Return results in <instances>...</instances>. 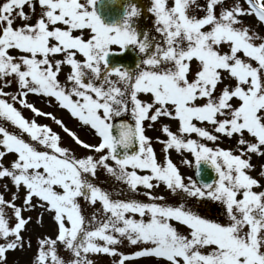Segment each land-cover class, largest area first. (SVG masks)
Listing matches in <instances>:
<instances>
[{
  "label": "snow or ice",
  "instance_id": "1",
  "mask_svg": "<svg viewBox=\"0 0 264 264\" xmlns=\"http://www.w3.org/2000/svg\"><path fill=\"white\" fill-rule=\"evenodd\" d=\"M193 2L174 0L168 6L166 0H153L150 12L154 13L157 31L163 34L156 40L147 30L140 31L136 26L134 17L140 9L135 2L125 7L119 19L106 20L97 10L95 0H38L41 14L34 22L17 25L16 19L30 18L24 6L34 8L33 0H0V77L14 75L21 89L18 95H12V100L27 92L55 96L73 116L98 133L99 142L87 147L97 151L107 149L98 159L92 154L79 158L70 155V150L58 143L55 131L35 119H26L13 103L2 98L7 94L0 88V117L50 149L38 150L20 134L0 124V146L4 149L0 157L6 151L16 153L10 167L0 163V178L9 176L15 185L25 187V205L32 207L35 196L44 202V207L54 210L58 234L55 238L40 239L37 259L41 264H92L82 254H117L114 245L121 235L132 243L142 240L151 246L128 254L120 251L117 264H124L127 256L145 254L166 258L168 264H264V190H253L260 182L246 170L254 167L246 154L264 151L261 147L264 146V37H259L261 42L256 43L258 33L250 31L247 25L237 26L239 14L254 13L264 22V0H246L247 7L236 0L233 6L223 7L219 15L214 11L218 0H207L202 16L189 14V4ZM85 28L91 33L87 38L79 31ZM113 44L119 48L113 49ZM223 44L229 50L221 51ZM130 45H136L144 54L142 63L146 67L137 64L132 69L117 62L118 56L110 55L123 53ZM11 48L28 54L14 56L9 52ZM77 50L83 59L76 58ZM241 50L250 59H242ZM56 54H62L63 58L55 59ZM193 58L198 62L195 70ZM65 62L71 66L67 79L72 85L67 89L58 79ZM163 64L167 67H161ZM86 69L91 70L94 78L85 80ZM222 73L236 83L225 84L214 95L218 83L226 78ZM112 74L118 80H112ZM11 83L5 80V84ZM141 91L151 93V102L138 98ZM234 97L239 100L235 106L231 102ZM198 98H206V102L197 103ZM129 102L134 123L113 122V115L127 111ZM19 103L27 104L37 113L41 111L26 99H19ZM218 114L229 118L218 119ZM161 115L178 118L181 133L194 131L214 141L217 137L212 132L192 122L193 118L206 120L229 137L239 134L237 145L246 147H239L238 153L220 146L213 148L191 137L185 139L170 130L168 124H162L167 135L165 150L189 149L197 162L203 159L211 163L219 177L211 184L198 183L191 177L185 183L170 158L166 156L164 163L157 161L151 138L145 134V118L156 121ZM245 130L254 136V142L244 138ZM72 135L76 136L74 132ZM133 144H138V149L129 151ZM109 157L115 166L107 163ZM100 165L132 189L138 185L151 188L155 178L173 191L179 188L189 195L220 200L226 206L229 222L206 218L186 210L182 204L113 199L109 190L89 178L95 176ZM137 169L150 172L139 174ZM80 196L92 204L98 199L106 218L86 227V217L78 202ZM15 197L13 193V200ZM13 200H5L0 194V205H11L16 218L14 226H9L0 207V236L5 238L0 243V256L20 243L21 229L26 224L21 207ZM129 211L139 213L141 218L126 215ZM145 213L150 215L147 220L143 218ZM170 218L188 225L190 235L178 232ZM58 242L72 252L73 259L65 261L58 254ZM205 248L208 250L204 251Z\"/></svg>",
  "mask_w": 264,
  "mask_h": 264
},
{
  "label": "rangeland",
  "instance_id": "2",
  "mask_svg": "<svg viewBox=\"0 0 264 264\" xmlns=\"http://www.w3.org/2000/svg\"><path fill=\"white\" fill-rule=\"evenodd\" d=\"M81 2H84V0H81ZM133 2H135L140 9L139 15L134 17L138 29L140 31L147 30L151 37L156 40H160L163 34L157 31L154 13L150 12L153 0H127L126 7L130 6V4ZM166 2L168 6H171L174 3V0H166ZM33 3L35 4L34 8H30L28 4H25L24 6L25 11L30 14V18L27 21L16 19L15 23L17 25L22 22H34L36 17L41 14V7L38 3V0H33ZM235 3L236 0H218V2L214 5V11L217 15H219L223 7H231ZM240 4L243 7H247L246 0H240ZM206 9L207 0H194L193 3L189 4L188 10L189 14L202 16L206 13ZM239 20L240 24L237 26L247 25L250 31H254L259 34L254 42H261L259 37H264V22L259 21L258 18L255 17L254 13L239 14ZM59 26L64 27L62 23H60ZM205 27L207 28L208 26ZM79 31L83 32L84 38H87L91 34L90 29L87 28ZM79 31H74V34H79ZM181 43L184 44L186 42L181 41ZM132 46L137 50L143 61L145 58L144 54L140 53L136 45ZM111 47L113 49L119 48V46L115 44H113ZM220 50H229L227 44H223ZM9 52L14 56L28 54L16 48L9 49ZM239 54L241 55L242 59H250L245 57L242 50L239 52ZM50 58H52V54H50ZM62 58V54H56L55 56V59ZM76 58H84L83 55L78 52V50L76 51ZM252 62L255 63L254 60ZM197 63L198 62L196 59L193 58V70L196 69ZM143 67H146V65L141 62L140 68ZM161 67H167V64H163ZM70 70L71 66L65 62L62 63L61 71L58 73V79L66 89L70 88L72 85V81L67 79ZM86 73L87 75L85 76V80L88 78H94V74L91 72V70L86 69ZM222 74L225 75L226 78L222 82L218 83L217 88L214 91V95L218 94L225 84L234 86L236 83L234 78L227 77L226 73ZM189 76L192 78V73H190ZM111 79L118 80V77L115 74H112ZM5 80H10L12 83L5 84ZM0 88H2L3 92L7 94L3 95L2 98L8 99L9 102L13 103L14 106L17 107L19 111H21L22 115H24L26 119L29 121L35 119L39 124H46L53 131H55L59 136L58 143L62 147L68 148L70 150V155H74L79 158L86 154H92L98 159V157L102 155L104 151H107V149L97 151L94 148L87 147L89 144L94 145L99 142L100 137L98 133L90 124L81 121L76 116H73L70 109L60 104L55 96L45 93L27 92L25 96L19 97L16 100H12V95H18V93L21 91L14 75L0 77ZM138 98L147 102H151L152 100L151 93H144L143 91L138 93ZM19 99H26L28 104L34 105L35 108H39L41 111L37 113L33 108L28 107L27 104H20ZM73 99H76L74 94ZM203 102H206V98L197 99V103ZM231 102L235 106L239 103V100L238 98L234 97L232 98ZM151 111H154V108L150 110V112ZM45 113H52V115L49 116ZM124 113L132 114L130 102L128 110ZM217 118L221 119L229 117L218 114ZM58 121H62L63 123H59ZM192 122L198 127H204L206 130L212 132L213 135L217 137V139L213 141L206 137H200L199 134L194 131L192 133H181L179 131V120L175 117L161 115L156 121H152L149 118H145L143 121L145 126V134L151 138L150 142L153 145L157 161L164 163L166 156L170 158L176 164L178 171L184 178L185 183H187L189 177L195 180L192 167L195 165L197 160L189 149L177 150L175 147H169L167 150H165L164 141L167 139V135L162 131V124H168L170 130L176 132L177 135H180L185 139L191 137L213 148L220 146L232 149L235 153H238L239 147H246V145H237L239 134L234 133L231 137H229L225 133L218 132L215 124L206 120L200 121L196 118H193ZM0 124L4 125L9 131L20 134L27 142L32 143L35 147H37L38 150H50L47 148V146L42 145L39 143V141L34 140L27 132H21L18 126L14 125L6 118L0 117ZM73 132L76 134V136L72 135ZM76 137H79L80 140L85 141V144H80ZM157 137H160V139H157ZM244 138L253 142L255 140L254 136L251 133H248L246 130L244 131ZM261 147L264 149V146ZM0 151H4L3 146H0ZM15 157L16 153L14 151H6L5 154L0 157V163L10 167L11 161ZM248 157H250V163L254 167L246 170L250 175L258 179L260 182L258 185L253 186V190L262 191L264 190V151L261 153L250 151L246 154V158ZM107 163L115 166V161H112L110 157L107 158ZM129 170H131L130 166ZM137 171L139 174H147L150 172V170L141 169H137ZM89 178L102 188L109 190L113 199H136L143 202H155L173 206H179L182 204L186 210L190 209L200 215L205 216L206 218L214 219L219 222H229L226 206L222 201L213 197H199L197 195H189L185 193L183 189L179 188L173 191L167 186L165 182L161 181L157 183L155 178L152 181L151 188H148L145 185H138L136 189H132L125 181L120 180L109 173L104 165H100L96 169L95 176L90 175ZM149 192L152 193L151 196L148 195ZM13 193H16L14 200ZM0 194L3 195L5 200H13L17 206L21 207L22 216L26 220L25 226L21 229L22 239L20 243L17 244V246L13 249H6L5 254L0 256V264H41V262L37 259V253L40 248V239L55 238L58 234V224L54 219V210L44 207V202L35 196L32 198V207L25 205V187L22 184L19 186L15 185L9 176L0 178ZM78 202L82 205L83 212L86 217V227L95 226L97 220L106 218L102 203L98 199L95 204H92L89 201H86L83 196H80L78 197ZM209 206L212 210H208ZM0 207H3L4 209L9 226H14L16 223V218L11 205L2 204ZM126 215H132L136 219L141 218L139 213H132L130 211L126 213ZM143 218L147 220L150 218V215L145 213ZM169 222L173 224V226L181 234L190 235L189 226L184 224L182 221H178L175 218H170ZM4 242L5 238L0 236V243ZM97 242L103 243L102 240H98ZM114 246L118 249L117 254L90 252L82 255H86L87 259L92 261V264H117L120 251L128 254L137 251L140 248L151 246V244L150 242H144L142 240L132 243L128 240L126 235H121L119 242H117ZM56 248L58 254L65 261L74 258L72 252L65 247L63 242H58ZM203 250L207 251L208 249L205 248ZM180 259L182 261V258ZM124 264H168V261L166 258L157 257L154 254H145L139 257L127 256Z\"/></svg>",
  "mask_w": 264,
  "mask_h": 264
},
{
  "label": "water",
  "instance_id": "3",
  "mask_svg": "<svg viewBox=\"0 0 264 264\" xmlns=\"http://www.w3.org/2000/svg\"><path fill=\"white\" fill-rule=\"evenodd\" d=\"M96 8L106 20L119 19L124 12V7L119 0H98L96 2ZM110 55L118 56L117 62L122 63L129 68L135 67L139 62V57L130 46H128L123 53L117 51ZM118 120H127L131 123L130 117H122ZM137 145L138 144L130 145L128 150H136ZM121 151H123V149H121ZM194 177L198 183L207 182L211 184L215 181L217 176L211 163L206 160H200L194 167Z\"/></svg>",
  "mask_w": 264,
  "mask_h": 264
},
{
  "label": "flooded vegetation",
  "instance_id": "4",
  "mask_svg": "<svg viewBox=\"0 0 264 264\" xmlns=\"http://www.w3.org/2000/svg\"><path fill=\"white\" fill-rule=\"evenodd\" d=\"M140 67V66H139ZM122 113H124V112H121L120 114H122ZM113 117H114V115H113ZM113 117H112V119H113Z\"/></svg>",
  "mask_w": 264,
  "mask_h": 264
}]
</instances>
